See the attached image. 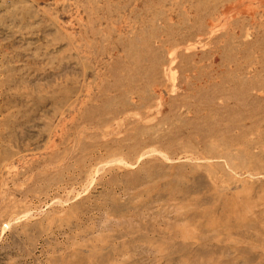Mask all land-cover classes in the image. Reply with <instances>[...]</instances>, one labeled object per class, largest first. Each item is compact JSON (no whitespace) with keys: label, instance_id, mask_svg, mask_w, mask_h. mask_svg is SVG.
<instances>
[{"label":"rangeland","instance_id":"1","mask_svg":"<svg viewBox=\"0 0 264 264\" xmlns=\"http://www.w3.org/2000/svg\"><path fill=\"white\" fill-rule=\"evenodd\" d=\"M0 264H264V0H0Z\"/></svg>","mask_w":264,"mask_h":264}]
</instances>
